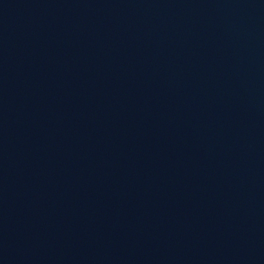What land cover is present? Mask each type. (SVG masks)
I'll return each mask as SVG.
<instances>
[{
  "label": "water",
  "instance_id": "water-1",
  "mask_svg": "<svg viewBox=\"0 0 264 264\" xmlns=\"http://www.w3.org/2000/svg\"><path fill=\"white\" fill-rule=\"evenodd\" d=\"M0 264H264V0H0Z\"/></svg>",
  "mask_w": 264,
  "mask_h": 264
}]
</instances>
